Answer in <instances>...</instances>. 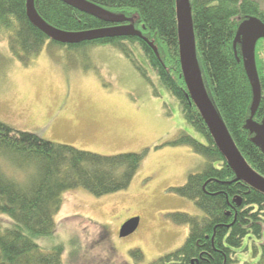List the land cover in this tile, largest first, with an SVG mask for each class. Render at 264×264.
Returning <instances> with one entry per match:
<instances>
[{"label":"trees","instance_id":"trees-1","mask_svg":"<svg viewBox=\"0 0 264 264\" xmlns=\"http://www.w3.org/2000/svg\"><path fill=\"white\" fill-rule=\"evenodd\" d=\"M121 22L109 23L60 0H35L41 18L64 32L78 33L115 27L102 39L64 44L38 29L29 19L27 0H0V39L7 35L11 53L29 66L44 46L84 52L111 46L124 54L147 82V67L139 63L131 45L181 108L185 121L206 144L180 134L170 146H190L205 159L199 173L176 188L193 200L203 217L170 214L175 224L189 228L184 247L152 264H233L236 249L246 237L259 242L258 264H264V193L237 176L213 140L192 101L181 67L176 0H86ZM202 83L215 111L226 125L248 164L264 177V39L256 46L261 102L253 114L255 92L243 57L238 33L252 18L264 23L260 0H190ZM144 155L102 156L61 145L0 121V264H63V247L45 251L38 243L56 230V215L66 192L85 189L101 197L127 189L142 166ZM237 200L241 203L238 205ZM140 257L141 252H133Z\"/></svg>","mask_w":264,"mask_h":264},{"label":"rangeland","instance_id":"rangeland-1","mask_svg":"<svg viewBox=\"0 0 264 264\" xmlns=\"http://www.w3.org/2000/svg\"><path fill=\"white\" fill-rule=\"evenodd\" d=\"M131 48L151 82L111 46L82 52L48 50L46 44L27 66L11 53L7 35L0 39L1 122L102 156L144 155L125 190L101 197L85 189L63 195L54 234L38 240L45 251L61 245L63 264H152L181 250L189 237V228L175 224L170 214L205 215L175 192L190 174L202 171L205 159L190 146L167 144L182 133L203 144L206 140L185 121L138 46ZM130 220H138V227L123 237L121 229ZM256 244L246 237L233 264H258Z\"/></svg>","mask_w":264,"mask_h":264},{"label":"water","instance_id":"water-1","mask_svg":"<svg viewBox=\"0 0 264 264\" xmlns=\"http://www.w3.org/2000/svg\"><path fill=\"white\" fill-rule=\"evenodd\" d=\"M65 4L105 22H121L122 18L86 0H60ZM180 59L183 75L192 101L203 117L210 134L229 166L237 176V180L264 193V177L260 176L246 161L236 146L230 132L207 96L202 83L200 68L197 61L196 39L190 0H176ZM27 13L31 22L51 39L64 44H78L94 41L119 33L115 27L89 30L78 33L64 32L44 21L35 7V0H27ZM243 37V57L245 67L255 92L253 114L261 102V85L256 64V46L264 39V23L253 19L241 27L238 38ZM209 101V102H208ZM212 106V107H211ZM214 109V110H213ZM260 141L264 145V126L260 130ZM236 203L240 205L241 201ZM138 227V220H130L121 229V236L133 233Z\"/></svg>","mask_w":264,"mask_h":264},{"label":"bare ground","instance_id":"bare-ground-1","mask_svg":"<svg viewBox=\"0 0 264 264\" xmlns=\"http://www.w3.org/2000/svg\"><path fill=\"white\" fill-rule=\"evenodd\" d=\"M209 102V101H208ZM210 105H211V102H210ZM212 107V106H211ZM214 110V109H213ZM214 112H215V110H214Z\"/></svg>","mask_w":264,"mask_h":264}]
</instances>
